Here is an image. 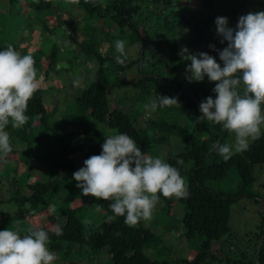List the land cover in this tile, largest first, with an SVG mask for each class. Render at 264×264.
I'll list each match as a JSON object with an SVG mask.
<instances>
[{"label":"trees","instance_id":"16d2710c","mask_svg":"<svg viewBox=\"0 0 264 264\" xmlns=\"http://www.w3.org/2000/svg\"><path fill=\"white\" fill-rule=\"evenodd\" d=\"M23 1L28 7V13L32 10L36 14L43 30L52 34L56 27L66 23L76 35L79 34L80 28L77 25L58 14L54 0H9L10 9L6 16L18 19L23 11ZM70 1L84 12L83 20L88 26L89 33L82 42L75 39L78 49L70 50L67 47L66 50L74 51L73 56L76 58L85 55L94 59L96 69L93 78L88 77V83L81 93L68 97L66 108L59 111L56 104L47 102L45 87L54 86L50 78L53 76L51 73L55 72L54 67L59 61L61 49L54 43L49 50H45L43 57L48 60V68L44 70L43 67L37 68L38 72L44 73V78L40 80L42 83L39 89L28 101L26 114L29 119L19 127H12L11 123L6 126L12 151L4 158L13 155L11 154L13 152H20L17 147L19 145H25L24 153L38 147L42 148L44 145L48 150L40 157L44 160L46 175L44 178L39 176V179L30 180L32 172L25 170L18 173L16 170L15 176L6 179L9 183V198L0 199V204L13 203L20 209L19 213L22 216L23 213L36 214L42 211L40 206L64 194L59 211L60 217L58 216L62 219L60 225L63 233L58 236L51 231L52 228L40 226L49 229V248L67 259L64 264H86L79 258L81 252L90 254V262L100 258V255L109 254L112 264H203L210 256H216L212 249L216 242L226 250L223 257H229L225 255L227 246L229 250L233 245L236 247L235 250L239 248L237 242L231 240L232 234L230 237L233 203L241 194L250 198L259 195L254 193L252 188L255 184L254 167L264 165V135L252 140L246 150L234 153L227 160L216 153L212 148L213 143L221 138V142H227L234 133L225 130L219 123L200 121L197 118L200 115V102L208 95H215L212 88L216 82L208 81L207 78L203 81L189 82L184 76L183 62L190 61L183 60L178 52L181 46H187L198 53L201 51L200 48H205L208 43L200 27L201 21H197V25L193 22L194 10L192 7L189 8V3L198 1L201 7L215 9L230 0ZM237 1L241 3V0ZM258 1L261 10H264V0ZM242 2L247 8L255 5L251 0ZM148 3L151 8L148 7ZM47 13L56 14L55 28L50 27L46 20L39 17ZM147 20L159 28L158 37L155 31L149 29L150 25L145 24ZM3 21L4 13L0 12V25ZM141 21L146 27L140 24ZM100 22L107 24L108 27L115 26L121 31L126 29L127 34L117 39L125 40L129 36L130 44H136L134 52H130L126 46L127 55L123 64L115 59L119 53L116 52L114 44L106 53L97 49V44L92 39L91 26L93 30H97L94 25ZM178 32H181L184 38L182 45L176 44ZM2 33L4 29L0 28V34ZM8 44H12L20 52L17 38H0V48ZM168 49L171 54L166 52ZM214 51L211 48L207 52L213 55ZM134 69L136 73L130 77L129 73ZM111 74L119 76L122 80L126 79L122 74L128 75L131 78L130 84L140 86L144 94L141 98L148 103L159 94L177 97L179 103L158 107L154 111L155 118L141 122L139 120L143 113L141 108L128 110L112 98ZM186 125L191 129L180 134L181 149L169 156L167 161L176 165L185 177L188 195L186 197L160 195L163 203L160 213H167L170 216L175 204L181 203L185 210L181 219L184 236L189 240L201 241L198 252L191 258L169 260L151 257L145 251L147 247L154 246L161 251L164 250L159 248L162 246L161 239L152 229L141 221L138 224L125 223L124 216L114 214L109 207V200L91 194L83 195L76 187L77 183L72 178V173L79 168L78 161L101 151L104 136L110 129L127 132L136 140L142 151L150 153L159 145L168 143L171 137ZM45 140L49 142L48 145H45ZM32 145H35L34 149ZM180 157L184 161L182 165L177 164ZM30 159L35 161L37 158ZM231 169H236L240 177V184L235 193L215 191L209 187L208 180H221ZM63 172H66V176ZM78 198L80 202L75 203ZM255 200L260 201L257 197ZM88 201L90 205L87 204ZM95 211L99 212L100 217L94 222L92 219V222L89 221L87 224L85 217L89 213L94 214ZM2 214L7 225L4 228H16L12 224L13 216L7 212ZM108 214L112 215L110 219H107ZM59 218L50 215L52 220L58 221ZM227 234L229 236H226ZM262 236L263 233L259 232L251 252V261L259 264H264V241L260 243Z\"/></svg>","mask_w":264,"mask_h":264},{"label":"clouds","instance_id":"9594fccd","mask_svg":"<svg viewBox=\"0 0 264 264\" xmlns=\"http://www.w3.org/2000/svg\"><path fill=\"white\" fill-rule=\"evenodd\" d=\"M216 33L227 46L193 52L181 46L178 54L185 65L189 82L215 81L212 92L199 104L200 121H213L234 133L231 142L213 143V150L223 159L246 150L252 140L264 135V10L248 12L230 25L227 16L215 17ZM126 41H113L118 63L125 62ZM36 61L31 52L21 54L12 45L0 48V158L12 151L6 126L19 127L29 119L28 101L40 87ZM79 84V80H73ZM179 103L178 98L159 94L145 107L155 111ZM183 158L177 164H183ZM83 195L109 200L114 214L124 216L125 223L136 224L149 218L160 195L186 197L188 189L180 169L160 155L142 151L127 132L106 135L98 154L87 157L83 166L72 173ZM54 207V204H50ZM63 233L57 223L51 229ZM49 229L29 227L26 231L0 229V264H54L57 254L49 248Z\"/></svg>","mask_w":264,"mask_h":264},{"label":"rangeland","instance_id":"374dc122","mask_svg":"<svg viewBox=\"0 0 264 264\" xmlns=\"http://www.w3.org/2000/svg\"><path fill=\"white\" fill-rule=\"evenodd\" d=\"M9 0H0V12L4 13L3 24L0 25V28L4 29V33L0 34V38L4 39H16L20 44V53L24 54L31 52L36 61V67H43L42 70L48 68V60L43 57L45 55V50H49L50 46L54 43L58 44L61 49L59 55V61L56 64L55 72H52L53 75L50 78V82L54 86L50 87L46 85L45 95L48 103L56 104L58 110H64L68 103V97L73 95L80 94L82 89L85 87V84L88 83V77L93 78V72L96 69L94 59L87 58L85 55L79 56L78 58L74 57V51H67V47L70 50L78 49V44L75 42L77 38L78 42H82L89 33L88 26L84 22V12L81 11L77 6L71 3L70 0H54V4L57 7L58 14L72 22V24L77 25L80 28L79 34L76 35L71 28L68 27L66 23L61 24V27H56L57 16L56 14L47 13L41 14L39 17L43 20H46L50 27H56L54 32L50 34L49 32L43 30L42 23L38 20L36 14L30 10L28 13V7L23 1V11L20 16L17 18L7 17V12L10 9ZM255 3L254 7H245L244 2L239 3L237 0H230L219 5L215 9H209L199 6L198 1L190 2L189 8L192 7L194 10L193 22L196 24L197 21H201L200 27L203 30V35L208 40L207 49L206 47H201V51H210V44H215L217 49H222L227 46V41L221 43V38L216 33L215 17L219 15L227 16L229 18V24L235 25L239 16L246 14L248 12H255L261 10V5L258 4V0H251ZM149 4V3H148ZM151 8V5L148 6ZM209 20V22H207ZM144 23L141 21L140 23ZM145 24L150 25V30L155 31V35L160 34L159 28L154 26L150 20H147ZM144 26L146 27V25ZM97 30H93L91 26L92 39L97 44V49L106 53L111 50L113 41L122 35L127 34V30L121 31L117 27H108L107 24L97 23L94 25ZM168 30V29H166ZM186 36V35H185ZM187 38V36H186ZM125 41L126 46L130 52H134L136 44H130L129 36L126 37ZM176 44H184V38L181 32H178ZM168 54H171V51L168 49L166 51ZM214 56L217 57L219 61V56L216 51H214ZM187 63L183 62L184 68ZM162 67V64L159 63ZM114 68V67H112ZM135 69L132 70L129 74L130 77L132 74H135ZM44 73L38 72V77H41L40 80H43ZM125 77V80H122L117 75H110L112 81V98L116 99L119 102V105L128 109L136 110L135 107H139L143 110V113L140 115L139 120L143 122L147 119H152L156 117L154 111L149 110L145 107L148 103L146 100H142L141 96H144L143 90L140 86L135 84H130L131 78L128 75L122 74V77ZM73 80H79V84H73ZM42 83V81L40 82ZM61 107V108H60ZM57 110V111H58ZM56 123V120L54 124ZM40 129V128H39ZM191 127L188 125L183 126L179 133H175L170 141L166 144L159 145L157 148L153 149L149 154L160 155L164 159H168L169 156L174 155L176 151L180 150L182 147V141L180 139V134L184 131H190ZM117 130L110 129L106 135H111L116 133ZM199 132V130H197ZM48 140V139H47ZM45 140V145H48L49 142ZM234 140V134L228 138L227 142ZM22 146V148H20ZM35 145H32L34 149ZM20 149V152H13L9 157L0 158V199L8 200L9 198V183L6 181L7 177L12 178L15 176L17 170L18 173L30 171L32 176L30 180H36L40 177L44 178L46 175L47 169L43 166V159L40 156H44L48 148H44V145L38 147L35 150L27 151L24 153L23 149L25 145L17 146ZM27 158L28 160H25ZM30 158H37L35 161ZM84 160H80L77 163V166L80 168L83 166ZM63 175L66 176V172H63ZM40 176V177H39ZM254 176L255 184L252 188L253 192L259 195H255L254 198L246 196H239V199L234 201L233 210H232V234L231 240L237 242L236 245H239L238 250H235V245L227 246V252L224 255V248L221 247L220 243H214L212 246L213 252L216 256L212 255L203 264H259L256 261L252 262L253 245L257 238L259 232L263 233L260 243L264 241V224H262V215L264 210V165H257L254 167ZM9 179V178H8ZM77 183V181H75ZM209 187L212 190L220 191L224 193H235L240 184V177L236 169H231L227 173L226 177L221 180H212L207 181ZM63 195L56 196L47 204L40 206L41 212L32 214V212L24 215H20V209L13 203L0 204V229H3L5 222L3 221V212H7L13 216L12 224L19 229H27L31 226H45L53 228L57 223L61 224L62 219H60V208L62 207ZM242 196V197H241ZM257 197L260 201H256ZM80 199L78 198L75 203H79ZM72 203V205H75ZM50 204H54V207H50ZM90 205V202H87ZM163 203L161 200L158 201L155 209L153 210L152 215L149 218H141V221L145 226L150 227L152 231L161 239L160 243L162 246L159 248L164 250H159L156 247H147L145 249L146 253L151 257H157L161 259H179V258H191L198 252V245L200 244V239L189 240L184 236L183 223L181 221L184 215V206L181 203L175 204L174 209L171 211L169 216L167 213H160ZM50 215H55L58 221L50 219ZM99 212H94V214H88L85 217V222L89 224L97 220ZM59 216V217H58ZM111 214H108V218H111ZM82 217L84 215L82 214ZM90 221V222H89ZM139 221L136 223L138 224ZM226 236H229L228 234ZM225 236V237H226ZM228 245V244H227ZM77 249H75L76 251ZM79 258L86 262V264H112L111 257L109 254L100 255V258H96L95 261L90 262V254L87 252H81ZM256 259V258H255ZM67 261L63 256L57 254V260L54 264H64ZM111 262V263H110ZM68 263V262H67ZM80 264V263H79Z\"/></svg>","mask_w":264,"mask_h":264},{"label":"water","instance_id":"95a60500","mask_svg":"<svg viewBox=\"0 0 264 264\" xmlns=\"http://www.w3.org/2000/svg\"><path fill=\"white\" fill-rule=\"evenodd\" d=\"M224 135H225V133H224ZM221 141H222V138L219 140V142H221ZM242 196H244V195H242ZM242 196H241V197H242Z\"/></svg>","mask_w":264,"mask_h":264}]
</instances>
